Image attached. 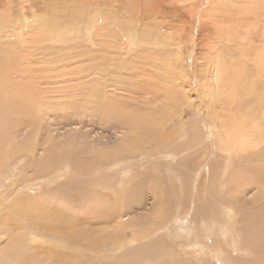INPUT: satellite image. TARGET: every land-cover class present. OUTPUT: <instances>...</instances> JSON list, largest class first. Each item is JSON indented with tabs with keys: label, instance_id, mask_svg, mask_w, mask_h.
I'll return each mask as SVG.
<instances>
[{
	"label": "rangeland",
	"instance_id": "rangeland-1",
	"mask_svg": "<svg viewBox=\"0 0 264 264\" xmlns=\"http://www.w3.org/2000/svg\"><path fill=\"white\" fill-rule=\"evenodd\" d=\"M7 57L0 264H264V0H0Z\"/></svg>",
	"mask_w": 264,
	"mask_h": 264
},
{
	"label": "bare ground",
	"instance_id": "bare-ground-1",
	"mask_svg": "<svg viewBox=\"0 0 264 264\" xmlns=\"http://www.w3.org/2000/svg\"><path fill=\"white\" fill-rule=\"evenodd\" d=\"M7 60H4L6 63L5 65H1V70H0V85L3 84V71L5 73V70L8 68V65L7 64H11V65H15V66H18V63L19 61H15V59H13V62L12 60L7 57L6 58ZM30 64V63H29ZM7 75V74H6ZM5 76V75H4ZM6 79V77H4ZM82 82V81H81ZM90 84V83H89ZM21 86V84H20ZM24 87V86H23ZM2 90V92H0V104H1V107L2 109L0 110V112L3 114V113H14L15 114V110H16V99L18 97H20L23 93V90L22 87H11L8 85V87H0V91ZM94 95V94H93ZM11 101L14 102V104H10ZM9 105V106H8ZM129 120V119H128ZM127 120V121H128ZM6 126V125H5ZM3 148V147H2ZM3 152V151H2ZM6 157V156H5ZM100 213V212H99ZM102 214H98V217H102L101 216ZM70 228V231L67 232L65 231L61 226L60 227H55V229H52V230H56V234H58L59 236L61 237H64L65 235H70L71 238L70 239H73V240H76V241H80V234L75 232V230H73V228H71V226L69 227ZM51 229V228H50ZM20 235V234H19ZM93 242V241H92ZM91 242V243H92ZM96 243V242H95ZM79 244V243H78ZM86 248H90L88 247L87 245H85Z\"/></svg>",
	"mask_w": 264,
	"mask_h": 264
}]
</instances>
